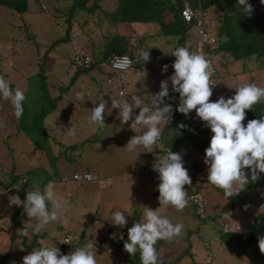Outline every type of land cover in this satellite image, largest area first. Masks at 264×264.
Wrapping results in <instances>:
<instances>
[{"label":"rangeland","instance_id":"1","mask_svg":"<svg viewBox=\"0 0 264 264\" xmlns=\"http://www.w3.org/2000/svg\"><path fill=\"white\" fill-rule=\"evenodd\" d=\"M73 1L74 0H27V10L23 13L0 5V76H3L9 81L13 91L18 88L24 92L26 96L25 102L28 103L30 109H33L31 110L32 112L34 110L35 112H39L41 103L42 107H45V101L42 100L41 95L43 91L41 75H36L41 66L45 69L44 80L46 78V82L49 76V81L55 78L57 86L63 85L62 83L67 81L66 84H70L69 86L71 88L63 89L64 93L61 96L63 101H59L57 108L44 117V127H46V130L52 137L47 138L45 134L37 130H34L33 133L38 137V142L45 148V151L52 144H55L57 150L62 151L61 154L57 152V157L49 159L51 168L49 170L47 169L48 172L45 170L44 173L43 170V174L40 177L36 178L32 175L30 178L31 181H36V187H40V189L45 186V178V182L46 180L55 182V188L62 187L64 190H68V187L75 183L72 179L73 173L75 171L82 173L85 168L84 166L91 169L100 180H105V174L100 169L98 163L100 161L114 162L118 160L116 165L117 168H112L114 172L113 177L116 178L117 176L124 175L122 158L125 156L126 159L127 155V159L131 160L135 158V156H139L141 147L132 153L124 148L129 138L133 136L131 135L133 131L130 124L128 126L130 121L124 125L120 123L117 117L119 110L111 108V97L116 99H128L132 94L136 95L137 93L134 94V92L128 94V90L130 91L132 83H135L142 91H145L146 85L152 87L154 85L157 86L153 92H149V96L151 97L152 94L160 90V82L170 76L174 71L171 67L173 60H175V57L171 55L172 47L163 48L161 50L155 47L153 50L163 52L169 61V67L166 72H162L157 62L154 64H156V68L158 67L160 71L156 73V70L150 69L152 73H155L152 77L149 75L147 67L145 68L144 66L137 65L140 70L135 69L133 71V75L130 76L132 77L130 83H128L129 78L127 76L118 82L108 83L107 79L109 74L105 75V79H102V75L101 83L103 90L100 98L97 100H105L107 102L108 108L106 109L105 115L106 125L102 130H94V128L88 124V117L91 114V109L96 105L88 103V98L85 95L87 88L85 82H89L87 86L91 87L95 84V81H90L91 74L88 71L82 72V75L75 77V69H77V67L76 64L73 63V54L78 51L80 53L90 51V46L92 45L90 42L91 40L97 42L100 40L101 34L105 33L107 29L113 30V22H109L107 18H104L105 15L103 12H116L118 7L115 9L117 5L116 0H100L98 3L100 7L96 8L94 12H86V10L82 9L70 15ZM254 1L260 3V0ZM198 5L199 3L197 0V6ZM260 6L264 10V5L260 3ZM68 16H70L72 23L69 28L67 23ZM67 29L69 30V39L52 46L54 40L64 37ZM132 32L131 42H135L137 31L132 30ZM151 40L155 42L153 39ZM214 51H211V56L217 68L219 82L222 86L227 88L226 90L228 92L235 94V88L231 87L229 81L227 82L228 77L231 78L235 86L251 81L256 83L259 87L264 88V67L256 57L251 56L245 59H233L229 54H222ZM46 52L47 55L45 56ZM137 60L140 62L139 59ZM52 63H56V65L53 64V67L50 68ZM139 73L143 75L144 82L134 77L135 75L139 76ZM73 77H75V79ZM150 78L151 80H149ZM119 89L125 92L124 97L118 96L117 92ZM75 91H80L81 97L78 98L74 93ZM170 96H172L171 91ZM174 96L176 101L179 100L178 95L174 94ZM175 109L173 108V114L176 112ZM13 111L11 103L0 98V182L10 179L13 172L11 170L8 178H5L7 173L5 171L10 165L12 166V168H10L16 173H20L23 170V166L31 168L46 161L44 158H39L41 154L34 155L28 144L27 147L23 149L24 143H22V140L25 141V139L21 134L15 135L16 130H18V120L14 116ZM136 111L138 113L139 109ZM112 116L116 117V123H112ZM112 129L118 130L116 135H114ZM125 131L127 133H124ZM23 134L25 135L24 132ZM124 135H128L127 138L125 137L127 141L126 139H122ZM25 137L29 139L27 135H25ZM92 139L94 141L93 144L92 141H90ZM115 139L118 141L115 142ZM29 140L33 143L31 139ZM58 141H63L62 144H64L62 149ZM68 144L76 145L67 147ZM176 146L178 147V149L176 147V152H181L182 149L186 150V154H183L184 164L187 167H192L201 172L202 181L198 184V187L203 198L205 209L198 213L195 207L189 203L191 208H185L180 212L177 211L176 215L167 212L165 217L173 224L180 223L183 224L184 227L181 235L169 241L170 243L168 245L165 244L159 254L166 256L168 261L181 258L180 262L176 264H202L205 258L209 256L211 258L210 264H264V254H261L259 249L256 250L258 247V237L264 236V221L257 231L256 246L248 247V249L237 252L236 249L225 244L220 239V221L226 220V217L231 221H236L233 229L241 232L244 236L248 233V225H250L257 214L264 210V207H262L264 206V198L260 196L262 188L250 190L245 196H243L241 192L239 198H235V196L230 197L226 202L223 197V190L215 188L207 182V166L203 163V159L205 149L209 146V143L202 141V144H200V140L198 139L196 144L184 142V144H176ZM198 147L201 150H198ZM62 158L63 163L68 164V166H60L59 163ZM82 162H86L87 165ZM139 164L140 163H138V165ZM42 165L40 164L39 166ZM109 170L108 168L107 171ZM132 176L135 177L137 184H140L141 181L143 183V185L133 186V189L137 190L138 186H142V192H145L144 196L140 197L143 199L141 202L144 203V199L151 194L149 183H152L153 179L144 174H139L137 176L132 174ZM147 180L149 183L144 184V181ZM23 182L24 181H21L20 184L22 185ZM94 182L95 181L81 182L80 184L85 187L86 185H94ZM120 182L121 181H118L117 183L119 184ZM154 183L156 185L159 181H154ZM105 184L107 185L108 183ZM119 185L122 186L116 193L119 196L114 194V198L117 199L121 197V199L125 200L126 198L122 197L126 188L125 181L121 182ZM19 187L22 188L21 186ZM1 189L4 190L3 188ZM107 189L105 191H107ZM94 191L96 192L97 189ZM11 195L17 194L6 192L0 195V207L5 203V200L7 201V209H10L11 206H15H9L8 197ZM74 196L75 194H73V198ZM156 197L155 195V198ZM136 199H139V197L137 196ZM67 201H69V199ZM78 202L85 204L86 201L79 199L77 204ZM230 204H234L230 211L220 214L221 210L230 206ZM86 207L91 209L92 206L87 203ZM120 207L119 200H117L114 205V211L115 208L119 210ZM134 208L136 207L134 206ZM129 210H131V208ZM133 210L134 209H132V211ZM139 211L141 210L137 209L138 213ZM85 213L87 214L88 210H85ZM138 213H136V217H138ZM143 213L144 210L141 215H139L140 219L143 218ZM94 214L96 213L93 212L91 217ZM87 215H89V213ZM97 218H100V222L96 224V227L104 226L108 229H112L106 240L100 243L101 247L99 246V251H106L109 247L112 251L110 253L107 252V254H105L107 256L102 261L100 260L101 257H98L96 253L97 264H116L114 263V259H118L117 264H123L126 261H130L133 264H135L134 262L140 264V261H137V259H140L137 254L130 256L123 250V246L120 244L122 240L119 239V234L116 231L117 229L115 227L113 228V225L110 223L111 218H106L104 215L101 216L100 214L97 215ZM88 220L87 218L85 219V221H87L85 225L90 229L92 225ZM7 224V220L0 222V226L2 225V227H5L3 229L4 233L9 232L7 230L9 229V225ZM34 224L35 221L34 223H28L30 226H34ZM46 231L45 229L43 230V232ZM66 233L72 232L57 229V233L54 235L53 232L51 233L52 238L45 239L46 236L41 238V244L42 246L46 244L48 247L55 245L59 248L63 243L62 238ZM28 234L30 236L32 235V229ZM49 234L50 232L47 233V236ZM113 234H115V236H113ZM25 236L27 237V235ZM126 236L127 234L125 235L124 233V239H127ZM83 242L84 241L81 240V236L79 235V240H73L71 243L67 244L69 249L66 250L65 254L83 246ZM167 242L168 241H166V243ZM40 246L29 248L22 257L32 250L38 249ZM190 246L194 249L193 253H187V250H190ZM105 255H103V257ZM16 262L17 260L13 261V263ZM168 264L171 263L168 262Z\"/></svg>","mask_w":264,"mask_h":264},{"label":"clouds","instance_id":"2","mask_svg":"<svg viewBox=\"0 0 264 264\" xmlns=\"http://www.w3.org/2000/svg\"><path fill=\"white\" fill-rule=\"evenodd\" d=\"M201 2L203 0H198V6H193L189 1L184 2L191 6L196 15L189 21L185 20L182 15L184 4L182 5L180 10L182 20L188 25L192 24L196 29V37L190 42L191 44L187 45H192L193 51L190 50V52L183 46L172 49L171 55L175 57V60L171 67L174 71L160 82V90L152 94L150 103H144L138 95H131L128 99L111 97V108L119 110L117 117L121 124L124 125L131 121L130 127L133 132L138 126L141 129V134L130 137L124 148L128 152H135L141 146L149 149L160 141L163 133L161 125L172 121L173 105L165 102L166 98L174 99L170 96V89L172 93H177L179 104L175 111L186 118H189L190 114L195 111V118L212 133L203 159V163L207 166V182L215 188L222 189L224 200L227 202L228 198L237 196L245 190L250 181H258L260 174L264 173V116L248 120L246 126L242 123L246 119L245 110H252L254 105L264 101V88L249 81L235 87L233 96L229 92L230 97L227 99L220 96L217 100L210 101L213 87L217 84L212 79L215 70L212 62L205 57L202 51L196 52L197 19L200 18L206 30L216 38L212 49L224 37L220 38L217 31L212 32L209 29L208 12L207 9L201 7ZM260 3L264 5V0H260ZM237 5L241 7L245 16H251L254 12L248 0H237ZM211 51V49L207 50L210 56ZM88 53L91 54V52ZM138 56L144 63L150 60L148 50L140 49ZM211 58L213 59L212 56ZM93 61H95L94 58ZM131 65L132 60L127 55L114 56L109 71H115L118 75L126 74L132 67ZM168 67L164 65L162 72H166ZM120 96L124 97V93H120ZM0 98L11 103L17 120L23 116L26 96L18 88L13 91L9 81L3 76H0ZM94 105L96 106L91 109L88 124L94 130L99 131L106 125L105 115L108 105L105 100ZM137 109H139L138 113ZM179 127L186 128L187 126L180 124ZM183 154H186L184 149L181 152H173L169 149L166 154L156 158L152 165V170L158 173L159 183L156 190L159 193L157 199L160 206L172 207L178 212L183 211L192 199L185 189L186 185L191 186L192 180L187 168L184 167ZM85 178L89 181L93 179L91 174H86ZM100 183L103 187L104 181ZM8 199L9 206H22L24 213L35 221L32 227L33 235L41 234L47 225L55 222L59 214L66 211L68 207L67 200L56 193L53 181H50L43 189L28 190L23 200L18 195H11ZM121 209L112 215L110 223L123 229L128 225L127 216H132V214L127 208ZM183 227V224H173L167 217H162L157 214L156 210L153 211L147 207L143 218L134 221L131 227H127V239H124L123 232L120 233L119 239L124 241L123 250L127 254L134 256L139 253L140 264H161L155 248L156 243L160 240L171 241L180 236ZM224 231L229 232V226L225 225ZM20 233L28 234L26 229H21ZM64 244H68L67 241ZM258 247L261 254H264V236L258 237ZM22 264H97L96 248L93 243H87L68 254H62L55 245L41 246L23 256Z\"/></svg>","mask_w":264,"mask_h":264},{"label":"crops","instance_id":"3","mask_svg":"<svg viewBox=\"0 0 264 264\" xmlns=\"http://www.w3.org/2000/svg\"><path fill=\"white\" fill-rule=\"evenodd\" d=\"M207 12H208L207 24H208V26L211 27V28L209 27V29L212 30V32H216L217 27L219 25V20L221 18V13L216 12V10L214 8H207ZM112 24H113V31L119 35L124 36L126 41H128L127 47L128 46L131 47V45H132L133 47H135L136 52H137L134 55V58L136 59L134 65L128 70V72L125 75V77L127 76L129 78L128 83H130V79L132 78L130 76L133 75V71L135 69L136 70L139 69V67H137V65L144 66L145 68L147 67L149 75L151 77L154 76L155 73H152L150 71V69L156 70V73L158 71H160V69L158 67L156 68V64H154L157 62L153 61L152 58H153L155 53L160 52L159 50H161L163 48L165 49L167 47L171 48L172 45L169 42L165 41V39L161 35L158 34L159 24L157 22H155V21H145V22L144 21H133V22L116 21L115 23H112ZM132 30L137 31V34H136L137 37H136L135 42H131V40H132L131 34L133 33ZM104 34L105 33L101 34L102 36H101V38L99 37L100 40L97 42L95 40H93V41L91 40L90 42L92 45L90 46V51H87V52H91L93 54V58L97 63V64H94V66L88 71L91 74V80L90 81H95V84L90 87V86H87L89 82H87V81L85 82L86 87H87L85 95L88 98V103H91L92 105L96 104V103L98 104L100 102L97 99L100 98L101 92L103 90L102 89V83H101V76L103 75L102 79L103 78L105 79V75L109 74L108 68H106L103 65L106 60H104V59L102 60V58H101L102 54L105 50V44H106V41L104 40L105 39ZM220 38H223V37L220 36ZM151 39H153L155 42H153ZM187 43L191 44L190 42H187ZM155 47L159 48V50L154 51L153 49ZM192 48H193V46H192ZM192 48H191V51H193ZM140 49H145V50L149 51L150 60L148 62L144 63V61L138 56V51ZM172 49H173V47H172ZM219 53H221V52H219ZM99 57H100V59H99ZM137 59H139L140 62H138ZM53 64L56 65V63H52V66L50 68L53 67ZM158 65H160V64L158 63ZM50 68H48V69H50ZM160 68L163 69L162 67H160ZM83 72H86V71H83ZM80 75H82V72H79L77 69H75V77L80 76ZM75 77H73V78L75 79ZM134 77L138 78L139 81L144 82V77L140 73H139V76L135 75ZM149 80H151V78ZM228 81H229V84L231 85V87H233V88L237 87L232 83V80L230 77H228L227 82ZM66 83H67V81L62 83L65 86H63V85L57 86L55 83V78H53L49 81V76H48L47 82L45 79V84H46L48 95L51 98H57L55 109L57 108L58 102L63 101V98L61 97L62 94L64 93L63 89H65V88L71 89L69 86L70 84H66ZM145 87H146L145 91H142V90H140L139 87H137V85L135 83H132L130 91L128 90V94L133 93V92H134V94L137 93L138 96L141 97L143 102L147 104L152 99V96L151 97L149 96V92L150 91L153 92V90L157 86L154 85L152 87L150 85H146ZM170 91H171V89H170ZM74 93L76 94V96L78 98L81 97L80 91H75ZM117 94H118V92H117ZM174 94L178 95L177 93H172L171 97H173L174 99H167L165 102L173 104V108L175 109L177 107V105L179 104V100L176 101ZM124 95H125V92H124ZM193 114L195 115V112H193ZM111 119H112V123L117 122L116 117L112 116ZM165 125H166V123L161 125L162 132L165 128ZM128 126H129V123H128ZM112 131H113L114 135H116L118 132L117 129H112ZM47 133H48V131H47ZM124 133H127V132L125 131ZM20 134L22 136H24V139H25V141L22 140V143H24L23 149H25L27 147V144H28L31 147L34 155L41 154L39 158H44L46 160L45 162H41V163L37 164L36 166L31 167V168H42L44 170V172H45V170L48 172V170L51 168L50 161H49V159L51 157H48V155L46 154L47 152L44 149H42V150L35 149L33 147L34 144L31 143L30 140L25 137L26 134L24 135L23 132L16 130L15 135H20ZM138 134H141L140 128H138L136 131H134L131 135H138ZM127 136L128 135H124L122 139H126ZM50 137H52V136L48 133V138H50ZM86 141H88V140H86ZM90 141H92V144L94 143L93 139ZM116 141H118V140L115 139V142ZM126 141H127V139H126ZM62 142L63 141H58V143L61 144L60 145L61 149H62V146L64 144V143L62 144ZM184 142L189 143L190 141H188L187 139H183L179 144H184ZM196 142H197V140L195 141V144H196ZM191 143H193V142H191ZM200 144H202L201 140H200ZM73 145L75 146L76 144H68L67 147L73 146ZM196 146H198V145H196ZM153 149H154V147L149 148V149H145L141 146L139 156H135V158H133L131 160L127 159V155H126V159L124 156L122 158L123 164H124V166H123L124 175L117 176L116 178L113 177L114 172H113L112 168L116 167L118 160H115L114 162H112V161H109V162L108 161H100L98 163H99L100 169L105 174V178H104L105 180H100L93 173V171L91 169H88L87 166H84L85 168H84V171L82 173H84V172L91 173L92 177H93V179L91 181H95L93 183L94 185H92V186L86 185L85 187H83L82 184H80L81 182H91V181H89V180L75 181L72 178L75 181V183L72 186H69L68 190H64L62 187L61 188H55L56 193L59 196H63L65 200L69 199V201H67L68 207H67L66 211H63L59 214V218L55 222H51L47 225V227L45 228V231L46 230L47 231L41 233V235L37 239V243L42 246V244H41L42 242L40 240L41 238H44L45 236H46L45 239L52 238V235H51L52 232L54 235L55 233H57V229H62L63 231L72 232L73 235H80L81 240L84 241L83 245H85L87 243H93L94 247L96 248V253H97L98 257H101L100 260L102 261L107 256L105 254H107V252L110 253L111 251H108L110 247L106 251H104V250L99 251V246H100V243L105 241L107 236L110 235V232L112 229L111 228L108 229L104 226L96 227L97 226L96 224H98L100 222V218H97V215L100 214L101 216L104 215V217H106V218H108V217L111 218L112 215L114 214V212L117 211L116 208L114 211V205L116 204L117 200H119V205L121 206L120 209L121 208H127L129 210L131 208V210H129V211L131 212V214L133 213L132 216H127V213L125 212L127 219L130 217L129 221H128V224H130V225H127V227L132 226L134 221H139L140 220L139 215H141L142 211L143 210L145 211V208H147V207L153 211L156 210L157 214L162 216V217H165V214H167V212L174 213L176 215L177 211L174 208L163 207V206H160V204H159V201L157 199L159 193L156 190L158 183L156 185L154 183V181H158L157 175L147 176L150 178L152 177V179H153L152 183H149L148 180L144 181V184L149 183V186L151 189V192H150L151 194L144 199L145 200L144 203L141 202L143 200L141 197L144 196V192H145V191L142 192V186H138L137 190L133 189V186L143 185V183L141 181L140 184H137L135 177L132 176V174H134L135 176L141 174V173L135 174V171H137V168H139L142 164L147 162L148 157L151 154L150 152H152ZM177 149H178V147H177ZM47 150L50 151V153H51L50 155L53 156L52 158H55L58 156L57 152H59V154H61V152H62L61 150L60 151L57 150V147L55 146V144H52ZM198 150H201V149H199V147H198ZM130 153H132V152H130ZM87 161H89V160H87ZM43 163H45V164H43ZM82 163L87 165L86 162H82ZM138 163H140V164L138 165ZM40 164L41 165L43 164V165L39 166ZM59 164H60V166H65V165L68 166V164L63 163V158L60 160ZM10 167L12 168V166L10 165L9 167H7V169L5 171V172H7L5 175V178L6 177L8 178V176L10 175L9 174L10 170L14 171ZM31 168H26L25 166H23V170L20 173H24L25 171H27ZM108 168L110 169L109 171H107ZM20 173H18V174H20ZM74 173H81V172L75 171ZM129 176H130V178H129ZM48 181H50V180H46L45 185H47L49 183ZM101 181H104L103 187L101 186V183H100ZM118 181H121V182L125 181L126 188H125L124 193L122 195V197L126 198L125 200L121 199V197H118L117 199L114 198V194H116L119 191V188L122 187L119 185L121 182L118 184L117 183ZM105 183H108V184L110 183V184L106 185ZM32 184L34 186L32 188H30L29 190H35L36 188H40V187H36L37 184H36L35 180H33ZM107 186H108V189H107ZM96 189H97V191L95 192L94 190H96ZM106 189H107V191H105ZM73 194H75L74 198H73ZM86 195H87V197H86ZM116 195H118V194H116ZM135 195H137L139 197V199H136L137 196H135ZM155 195L157 196L156 198H155ZM79 199L86 201L85 204L79 203V202L77 204V201H79ZM87 203L90 204V206H92L91 209L86 207ZM6 204H7V201L5 200V203L0 207V222H4L5 220L8 221L7 225H9V229H7V230L9 232L4 233L3 229L5 227H2V225L0 226V259L6 258V259L10 260L11 263H13L14 260H17V262L13 263V264H22V255L25 254L29 248H31L30 245H31L32 240H33V234L31 236L29 234H27V237H26L25 235H22L20 233V230L26 229L27 233H29L33 226L28 225V223H34V220H31L26 215V213H24L23 209L22 210L20 209V206L15 205V206H11L12 208L10 207V209H7ZM125 205H127V206H125ZM189 205L186 208H191ZM134 206L136 208H134ZM132 209H134V210L132 211ZM137 209H140L141 211H139V213H138ZM17 210H19V211L17 212ZM85 210H88L89 215H87L88 213L87 214L85 213ZM121 211H124V210L121 209ZM93 212L96 214L92 215V217H91V214ZM186 212H187V209H186ZM136 213L139 214L138 217H136L137 216ZM4 217H6V218H4ZM86 218L89 219L88 221L91 222L92 227L90 229H88L87 226L85 225V223H87V221H85ZM226 219L228 220L229 218L226 217ZM114 227L117 229L116 231L119 235L121 232H124L125 235L127 234V227H125L123 229L119 228V226H113V228ZM48 232H50V234L47 236ZM126 238H127V236H126ZM111 241H113V240H111ZM122 242H124V241H121L120 243H122ZM169 243H170L169 241L166 243V241L162 240V243L160 245H158V247L156 249L158 254L160 253V250L162 249V247H164L165 244L168 245ZM45 246H46V244H45ZM35 248H36V246H35ZM67 249H69L68 245H67L66 250ZM193 252H194V249L190 246V250L188 249L187 253H193ZM103 255H105V256L103 257ZM185 256H186V254H185ZM159 257L162 261H168L166 259V256H163V254H161V255L159 254ZM178 257H180V256H178ZM115 260L118 263V259H114V261ZM130 260L134 261L133 259H130ZM180 260H181V258L180 259L176 258V259H173L172 261H168V262L171 264H176V263L180 262ZM123 264H133V263L130 261L129 262L126 261Z\"/></svg>","mask_w":264,"mask_h":264},{"label":"trees","instance_id":"4","mask_svg":"<svg viewBox=\"0 0 264 264\" xmlns=\"http://www.w3.org/2000/svg\"><path fill=\"white\" fill-rule=\"evenodd\" d=\"M185 1H189L193 6H197V0H116L117 5L115 9L118 7L116 12L104 11L103 13L105 15L104 18H107L108 21L113 23L116 21H155L159 24L158 34L161 35L165 41L169 42L173 49L175 46L176 48L183 46L188 48L190 51L192 45L187 46V42H192V40L196 37V29L192 24L188 25L186 22H184L180 15V10ZM99 2L100 0H74L70 15H72L75 11L82 9L86 10V12H94L96 8L100 7L98 5ZM248 2L254 8V12L251 16L243 15L241 7L237 5L234 0H203L200 5L203 9L214 8L216 12L221 13L217 32L218 35L224 37V39L218 42L217 46L211 49L212 51L216 50L214 52L229 54L233 57V59H245L254 56L264 67V10L261 8L258 1L249 0ZM0 5L22 13L27 10V0H0ZM67 23L69 28L72 24L70 16L67 17ZM104 37L106 44L105 50L101 57L102 60H108L110 55L115 52L128 53L133 58L137 53L135 47L132 45L131 47H127L128 41H126L124 36L117 34L112 29H107L105 31ZM68 39L69 30L67 29L64 37L54 40L52 42V46H55L60 42H65ZM46 55L47 52L45 53V56ZM91 56L93 58L92 53ZM94 64H97L96 61H93L88 67H76L79 72H83L89 71L94 66ZM44 73L45 69L41 66L36 75H41L43 83V91L41 95L42 100L45 101V107H42L41 103L40 111L35 112L34 110L32 112L31 110L33 109H30L28 107V103L24 101V113L23 116L18 120L17 124L18 130L23 131L29 137V139L33 141V147L39 150H45V148L40 145L38 142V137L33 134L34 130L40 131L42 134H45V137L48 138V133L44 127L43 120L47 114L55 109L57 99L51 98L48 95L44 80ZM233 95L234 94H231V96ZM245 111L246 119L242 123L246 126L248 120L259 119L264 116V102L261 101L260 103L254 105L252 110ZM193 112L190 114L189 118H186L183 114L176 111L173 114L171 123H166L162 133L161 141L164 144L170 146L173 150L176 149V144H179L183 139H187L193 143H195V141L198 139L209 143L210 137L212 135L210 129L204 127L202 122L195 118ZM180 124H184L187 127L180 128ZM46 152L48 157H53L50 155V151L46 150ZM42 174V168H31L20 174L13 171L9 180L0 182V188H9L10 193L17 194L21 200H23L25 199L26 192L34 186L32 184L33 180H30L32 175L33 177L37 178ZM21 181H24L22 185L20 184ZM256 188H262L260 196L261 198H264V173L260 174V179L258 181H250V183L246 186V189L242 191L243 196L247 195L250 190ZM41 189H43V187ZM236 197L239 198V195L235 196V198ZM233 205L234 204H230V206L223 208L220 214L228 213ZM20 209H23L22 206H20ZM18 211L19 210H17V212ZM263 221L264 210L257 214L250 225H248V233L245 236L235 229H232L229 232H223L221 229L220 239L225 244L236 249L237 252L248 249V247L256 246L257 231ZM40 235L41 234L33 235V240L30 245L31 248L40 246L37 243V239ZM123 243L120 244L123 246ZM161 243L162 240L158 241L155 245V248L157 249L158 245ZM257 249H259V247H257L256 250ZM108 251L112 250L109 248ZM137 256H139V253H137ZM137 261H140V259H137ZM160 261L161 264H168V261H162L161 259ZM114 262L117 264L116 260ZM134 263L137 264L136 262ZM0 264L13 263L4 258L0 259Z\"/></svg>","mask_w":264,"mask_h":264},{"label":"built area","instance_id":"5","mask_svg":"<svg viewBox=\"0 0 264 264\" xmlns=\"http://www.w3.org/2000/svg\"><path fill=\"white\" fill-rule=\"evenodd\" d=\"M234 1L237 3V0H234ZM181 12H182L183 17L187 21L191 20V18H193V17H196V15H194V12H193L191 6L188 3L184 4V7H183ZM196 25L198 27V31H197L198 36H197V40L195 41L196 52L202 51V53L205 55V57L212 62L213 68L215 70V74L212 77V79L217 84L213 87V95L210 97V101H215L220 96H224L227 99L230 97V93L220 84L218 76H217L218 75L217 68L215 67L214 61L211 58L210 54L207 52V50L212 49V47L216 43V38L208 30H206L204 23L200 18L197 19ZM124 55H127L132 60V65H133L135 59L133 57H131L128 53H124V52L112 53L110 55L109 59L103 65L106 68H108V70H109L111 68V64H112V60H113L114 56L122 57ZM153 60L157 61L161 65L162 68L164 65L169 66V61L166 58L165 54H163V53L154 54ZM73 62H74V64H76V66L88 67L93 62V58H92L91 54H89L87 52L86 53H80L78 51V52H75L73 54ZM173 62H174V60H173ZM125 75L126 74L118 75L115 73V71H109L107 81L109 83L118 82V81L122 80L125 77ZM120 93H124V91L122 89H120L118 91V96H120ZM129 124L131 125V121ZM138 128H139V126L134 131H136ZM153 147H154V149L152 150V152H150L151 154L148 157L147 162L142 164L139 168H137V171H135V173H141V174H144L146 176L157 175L158 173H156L152 170V165L155 162V159L156 158L158 159L160 156L166 154L169 149H171V151H173V152H176L170 146L164 144L161 141V139ZM184 167L187 168L188 173H189L191 180H192L191 186H187V185L185 186L186 191L188 192L190 197H192V199H190L189 203L195 207V209L198 213L202 212L205 209V205H204L203 198H202V195H201L199 187H198V184L202 181V175L199 171L193 169L192 167H187L185 164H184ZM86 174H91V173H89V172L74 173L73 179H75L77 181L87 180L85 178ZM77 176H79V179H77ZM8 190H9V188H6L4 190H2L0 188V192H2V191L8 192ZM2 194L3 193H0V195H2ZM235 222L236 221H231L230 219L221 220L220 221V228L222 229L223 232H225L224 227H225V225H227V226H229V231H231L233 229V226L235 225ZM73 240H79V235H73L71 233H66L62 238L63 243L65 241H67L68 244L71 243ZM209 263H211L210 256L206 257L205 260L203 261V264H209Z\"/></svg>","mask_w":264,"mask_h":264},{"label":"water","instance_id":"6","mask_svg":"<svg viewBox=\"0 0 264 264\" xmlns=\"http://www.w3.org/2000/svg\"><path fill=\"white\" fill-rule=\"evenodd\" d=\"M66 248H67V245H65L64 243H62L59 247L61 253H66Z\"/></svg>","mask_w":264,"mask_h":264}]
</instances>
